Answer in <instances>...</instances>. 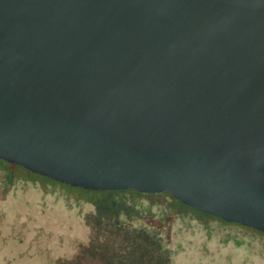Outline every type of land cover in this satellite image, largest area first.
Masks as SVG:
<instances>
[{
	"label": "water",
	"instance_id": "water-1",
	"mask_svg": "<svg viewBox=\"0 0 264 264\" xmlns=\"http://www.w3.org/2000/svg\"><path fill=\"white\" fill-rule=\"evenodd\" d=\"M0 159L264 231V0H0Z\"/></svg>",
	"mask_w": 264,
	"mask_h": 264
},
{
	"label": "rangeland",
	"instance_id": "rangeland-1",
	"mask_svg": "<svg viewBox=\"0 0 264 264\" xmlns=\"http://www.w3.org/2000/svg\"><path fill=\"white\" fill-rule=\"evenodd\" d=\"M0 264H264V233L169 193L80 192L0 161Z\"/></svg>",
	"mask_w": 264,
	"mask_h": 264
},
{
	"label": "trees",
	"instance_id": "trees-1",
	"mask_svg": "<svg viewBox=\"0 0 264 264\" xmlns=\"http://www.w3.org/2000/svg\"><path fill=\"white\" fill-rule=\"evenodd\" d=\"M0 161H3V160H0ZM19 166V165H18ZM20 168H22V169H24V170H26V172L27 173H29L31 176H36V177H41V178H44V179H46V180H48V181H50V182H53V183H58V184H61V185H63V186H67V187H69V188H71V189H75V190H79L80 192H93V193H95V194H105V193H116V192H127V191H136V190H134V189H126V190H116V191H103V190H89V189H83V188H81V187H73V186H70V185H66V184H64V183H61V182H59V181H56V180H53V179H51V178H48V177H45V176H42V175H39V174H36V173H32L31 171H29L28 169H26V168H24V167H22V166H19ZM136 192H139V191H136ZM141 193V192H140ZM162 193H168V192H162ZM174 198V197H173ZM175 200H177V199H175ZM178 201V200H177ZM180 202V201H179ZM181 203V202H180ZM183 204V203H182ZM185 205V204H184ZM188 206V205H187ZM189 207H191V206H189ZM191 208H194V207H191ZM194 209H196V208H194ZM196 210H198V211H200V212H203V211H201V210H199V209H196ZM204 213V212H203ZM207 214V213H206ZM245 226V225H244ZM247 228H248V226H246ZM257 230V229H256ZM260 231V230H259ZM262 232H264V231H262Z\"/></svg>",
	"mask_w": 264,
	"mask_h": 264
},
{
	"label": "flooded vegetation",
	"instance_id": "flooded-vegetation-1",
	"mask_svg": "<svg viewBox=\"0 0 264 264\" xmlns=\"http://www.w3.org/2000/svg\"><path fill=\"white\" fill-rule=\"evenodd\" d=\"M0 160H2V159H0ZM2 162H5V163H8V164H12V165H17V164H13V163H10V162H7V161H2ZM18 166V165H17ZM20 166V165H19ZM33 173V172H32ZM67 185V184H66ZM142 193V192H141ZM162 193V192H161ZM205 213V212H204ZM206 214V213H205ZM208 215H210V214H208ZM212 216H214V215H212ZM217 217V216H216ZM223 220V219H222ZM224 221V220H223ZM228 223H234V224H238V225H241V224H239V223H235V222H228ZM242 226H244V225H242ZM244 227H246V226H244ZM248 228H250V229H253V230H255V231H258V232H260V233H264V232H262V231H259V230H256V229H254V228H251V227H248Z\"/></svg>",
	"mask_w": 264,
	"mask_h": 264
}]
</instances>
